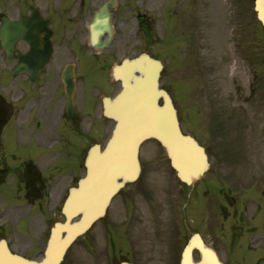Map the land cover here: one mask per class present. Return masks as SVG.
<instances>
[{"label": "rangeland", "instance_id": "1", "mask_svg": "<svg viewBox=\"0 0 264 264\" xmlns=\"http://www.w3.org/2000/svg\"><path fill=\"white\" fill-rule=\"evenodd\" d=\"M241 4V0H123L118 12L127 8L133 17L126 34L136 47L129 53L135 55L143 50L164 62L161 85L173 95L184 130L208 144L214 173L194 190L180 191L182 183L164 148L155 140L145 142L140 151L145 191L139 192V181L121 190L107 215L89 231V236H97L96 242L88 243L89 236L77 241L63 264H92L96 259L104 264L103 256H107L103 252V234L108 232L105 225L117 235L113 259L125 249L126 234L131 239V252L120 258L149 264L154 255L147 250L161 251L165 246L178 252L175 260L163 258L164 263L176 264L189 236L200 232L228 264H264V210L255 203L258 195L250 186L256 155L264 154V92L253 97L249 93V77L240 71L242 63L236 47L243 45L245 52L255 53L256 45H264V28L252 12L250 16L239 11ZM244 4L248 7L250 0ZM139 11L148 34L137 26L134 15ZM182 49L191 51L189 59L179 58ZM107 56L111 63L121 59L115 52ZM177 66L186 75L175 72ZM102 79L109 80L107 73ZM108 82L103 90L95 87L97 81H77V104L82 105L85 97L89 104L98 103L91 119L84 110L82 122L73 120L78 122L76 125L65 121L48 125L56 115L48 117L43 113L44 118L37 122L38 115L27 112L4 127L5 156L10 166L6 165L9 170L4 167L0 186V238L5 236L14 251L40 258L54 220L64 219L60 212L63 189L55 187L47 197L53 196L54 203L60 198L57 207L45 221L41 216L37 218L38 214H48L49 205L44 201L41 208L30 202L31 197L43 199L44 192L35 189L36 184L34 188L27 186L26 172L35 165L41 183L50 186L65 177L71 182V176L83 175L87 150L95 143L104 145L110 132L109 125L104 124L107 119L100 113V100L102 95H114L119 86L112 80ZM13 85L10 78L0 77V92L9 89L6 95L10 96ZM213 113L218 122L225 118L223 131L213 121L207 125L205 118ZM217 135L223 138L219 150ZM2 147L3 141L0 151ZM30 160L35 163L27 162ZM226 181L238 182L239 191L235 194L239 201L221 215L216 205L223 202L222 190L236 188V183L232 187ZM202 190H208L209 195L203 197ZM95 244L99 247L97 253L92 247Z\"/></svg>", "mask_w": 264, "mask_h": 264}, {"label": "water", "instance_id": "2", "mask_svg": "<svg viewBox=\"0 0 264 264\" xmlns=\"http://www.w3.org/2000/svg\"><path fill=\"white\" fill-rule=\"evenodd\" d=\"M263 1L258 0L260 18L264 22ZM103 20L109 27L106 9L99 15L100 24L104 23ZM108 34L110 38L111 31ZM162 69L161 61L147 53L133 59L126 58L114 67V77L122 82V91L114 99L104 100L105 114L116 123L112 137L103 150L100 145L90 150L86 161L88 174L80 181L79 188L72 189L64 207L66 221L56 223L53 228L45 258L41 262L28 260L13 253L2 240L0 264H60L74 241L105 215L113 196L126 183L139 177L140 147L148 139L154 138L162 143L172 165L186 183L193 184L204 175L209 167L207 154L193 137L182 133L173 100L165 89L160 88ZM67 82L71 105L75 86L72 75ZM160 98H163V105L159 104ZM194 248L201 254L198 262L193 259ZM182 264L223 263L205 245L201 236L194 234L185 248Z\"/></svg>", "mask_w": 264, "mask_h": 264}, {"label": "flooded vegetation", "instance_id": "3", "mask_svg": "<svg viewBox=\"0 0 264 264\" xmlns=\"http://www.w3.org/2000/svg\"><path fill=\"white\" fill-rule=\"evenodd\" d=\"M106 1L0 0V76L6 75L13 80L12 97L15 99V102L10 104L0 95V145L2 144V129L5 122L14 114L15 106L18 110L22 107L24 110L40 116L43 113L48 115L58 110L62 99L59 91L62 85L65 87L63 75L69 65L75 63L74 59L78 61L73 67L77 81L97 80L102 76L100 70L108 67L107 58L105 57L106 50L97 51L93 45L90 23L93 21L95 13ZM250 2L251 8L247 12L256 15L254 1L250 0ZM115 3L116 7L112 10L115 37L109 50L115 52L116 55L125 56L132 47H136V45H132L128 34H126L127 29L131 27L133 17L131 18L128 15L126 8H123L119 13L117 12L120 5L123 4V0H116ZM141 19L142 15L140 14L138 20ZM121 40L122 44H120ZM3 45H13L11 55ZM47 45L52 48L49 58ZM189 52V50L185 52L186 59H189ZM244 54L246 58L242 60L240 71L246 77H249L248 80L251 82L252 90L250 92H252L253 97L261 91L264 92V85L261 88V78H264V45H256L253 54L249 50ZM182 69L177 66L175 72L180 73V76H184L186 74ZM19 81H23L30 88L29 92H25L23 95L22 98H26V101L21 106L16 103L21 96ZM177 93H181V91L178 90ZM96 106L88 105L86 99H84L82 105L76 104V110L79 114L75 119L82 122L83 115L81 113L84 110H87L88 114L90 111L94 112ZM64 115H66L65 109L62 113V116ZM262 121L264 123V120ZM50 123H52V120ZM256 156L258 157V165L256 164L251 177L255 187L264 191V154L260 153ZM215 172H218V170H215ZM226 183L232 186L236 181H226ZM144 185L143 180V189ZM233 202H236L235 198H233ZM217 205L224 207L219 202ZM103 236L109 237L107 241L110 242H114V238L117 237L116 234H105ZM95 238H97L95 235L89 236L87 242H96ZM125 240L126 244L123 241L125 249L120 252L128 255L131 252V245L130 240ZM92 247L96 248L95 253L99 251L98 245L95 244ZM87 251L92 253L91 250ZM147 252H152L154 255L153 258L149 259V264H166L164 263L166 258L174 257V260L177 258V250L165 251L162 248L161 251L151 249ZM123 258L120 259L123 260ZM116 260L114 258L111 264ZM178 263L179 261L176 260V264ZM92 264H100L99 259L94 260Z\"/></svg>", "mask_w": 264, "mask_h": 264}, {"label": "bare ground", "instance_id": "4", "mask_svg": "<svg viewBox=\"0 0 264 264\" xmlns=\"http://www.w3.org/2000/svg\"><path fill=\"white\" fill-rule=\"evenodd\" d=\"M264 2V1H263ZM264 4V3H263Z\"/></svg>", "mask_w": 264, "mask_h": 264}]
</instances>
